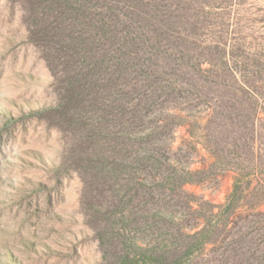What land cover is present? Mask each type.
<instances>
[{"label":"rangeland","instance_id":"1","mask_svg":"<svg viewBox=\"0 0 264 264\" xmlns=\"http://www.w3.org/2000/svg\"><path fill=\"white\" fill-rule=\"evenodd\" d=\"M51 1L0 0V264H264V0L125 61Z\"/></svg>","mask_w":264,"mask_h":264},{"label":"trees","instance_id":"2","mask_svg":"<svg viewBox=\"0 0 264 264\" xmlns=\"http://www.w3.org/2000/svg\"><path fill=\"white\" fill-rule=\"evenodd\" d=\"M51 2L56 12L59 11L61 15L70 18L69 27L74 28L75 32L81 35L90 30L95 34L96 41L86 37L87 42H79L77 37H67L74 48L82 49L81 52H84L92 48L93 42H97L102 51L117 53L123 61L137 58L140 52L147 48L161 47L160 36L171 37L181 34L183 10L189 21L194 14L190 12L197 6V0H52ZM78 23L82 29L78 30ZM150 41H155L156 43H152L156 47L150 44ZM245 175L236 176L233 190L227 197L225 207L230 216L235 214L245 202H248L247 204L253 209L264 203V183L253 187L251 180L244 181ZM250 194L254 199H251Z\"/></svg>","mask_w":264,"mask_h":264}]
</instances>
